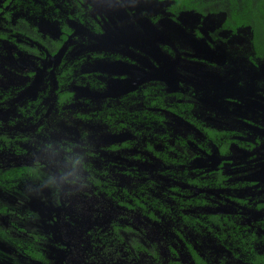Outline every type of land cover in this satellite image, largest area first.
I'll list each match as a JSON object with an SVG mask.
<instances>
[{"label": "flooded vegetation", "instance_id": "1", "mask_svg": "<svg viewBox=\"0 0 264 264\" xmlns=\"http://www.w3.org/2000/svg\"><path fill=\"white\" fill-rule=\"evenodd\" d=\"M0 264H264L259 7L0 0Z\"/></svg>", "mask_w": 264, "mask_h": 264}, {"label": "trees", "instance_id": "2", "mask_svg": "<svg viewBox=\"0 0 264 264\" xmlns=\"http://www.w3.org/2000/svg\"><path fill=\"white\" fill-rule=\"evenodd\" d=\"M246 4L248 12H250V10L254 8V6L259 7L262 13V18L264 20V0H246Z\"/></svg>", "mask_w": 264, "mask_h": 264}]
</instances>
